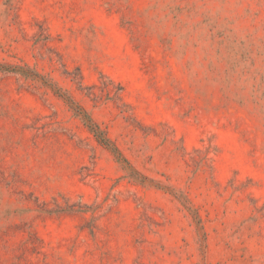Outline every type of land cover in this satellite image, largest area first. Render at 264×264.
Returning a JSON list of instances; mask_svg holds the SVG:
<instances>
[{"label": "rangeland", "instance_id": "374dc122", "mask_svg": "<svg viewBox=\"0 0 264 264\" xmlns=\"http://www.w3.org/2000/svg\"><path fill=\"white\" fill-rule=\"evenodd\" d=\"M0 264H264V0H0Z\"/></svg>", "mask_w": 264, "mask_h": 264}, {"label": "trees", "instance_id": "16d2710c", "mask_svg": "<svg viewBox=\"0 0 264 264\" xmlns=\"http://www.w3.org/2000/svg\"><path fill=\"white\" fill-rule=\"evenodd\" d=\"M94 124V123H92ZM96 128H93L92 130L95 132L97 138L104 144H108L107 142L110 141V139L106 136L105 132L101 129H99V127L97 125H95Z\"/></svg>", "mask_w": 264, "mask_h": 264}]
</instances>
